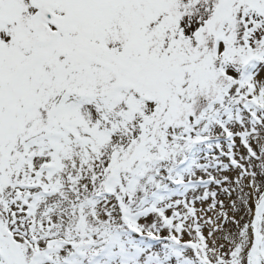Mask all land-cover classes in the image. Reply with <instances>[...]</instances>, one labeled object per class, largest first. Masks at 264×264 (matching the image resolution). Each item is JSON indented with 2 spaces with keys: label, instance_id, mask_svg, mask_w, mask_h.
Listing matches in <instances>:
<instances>
[{
  "label": "snow or ice",
  "instance_id": "1",
  "mask_svg": "<svg viewBox=\"0 0 264 264\" xmlns=\"http://www.w3.org/2000/svg\"><path fill=\"white\" fill-rule=\"evenodd\" d=\"M0 264H264V0H0Z\"/></svg>",
  "mask_w": 264,
  "mask_h": 264
}]
</instances>
